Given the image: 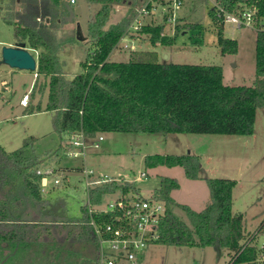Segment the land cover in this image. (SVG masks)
Instances as JSON below:
<instances>
[{"label": "trees", "instance_id": "obj_1", "mask_svg": "<svg viewBox=\"0 0 264 264\" xmlns=\"http://www.w3.org/2000/svg\"><path fill=\"white\" fill-rule=\"evenodd\" d=\"M86 1L90 5L100 4V8L88 23L90 45L82 62L84 70L68 78L60 52L84 39H79L77 29L63 35L60 30L76 20L75 4L70 0H0V19L14 26L18 46L39 51L36 73L46 79L42 87L48 89L45 108L39 103L26 111L53 112V129L65 136L62 142H68L71 134L79 131L91 140L107 132H254L256 112L264 109V31L257 32L254 84L227 85L221 65L161 62L155 50H132L128 61H111L109 56L119 47L139 0ZM216 4L232 13L256 7L258 16L264 17V0H217ZM116 6L129 11L119 22L109 24ZM216 8L214 5L210 13L221 25V52L234 53L238 50L237 40L224 37L225 22L217 16ZM202 27L178 24L174 36H167L164 25L156 24L145 26L142 32L152 44L168 46L187 28L201 31ZM34 141L30 136L11 152L0 144V264H97L99 249L87 202L79 216L48 210L49 199L42 191L41 181L53 164L52 160L43 163ZM70 148L61 145L54 155L68 156ZM144 163L147 168L181 166L188 178L201 177L200 156L192 153L149 154ZM206 182L210 201L196 211L177 203L172 196L180 187L178 180L161 177L160 186L153 193L166 205L158 243L213 247L218 256L227 253L231 257L229 264H254L256 248L249 246L243 250L254 234H246L244 214L233 211L237 181L209 177ZM117 190L139 191L135 182H104L91 188L92 202L101 203ZM175 207L183 209L189 223L175 214ZM263 230L264 219L257 233Z\"/></svg>", "mask_w": 264, "mask_h": 264}, {"label": "rangeland", "instance_id": "obj_2", "mask_svg": "<svg viewBox=\"0 0 264 264\" xmlns=\"http://www.w3.org/2000/svg\"><path fill=\"white\" fill-rule=\"evenodd\" d=\"M216 2L217 0H184L183 6L176 11L178 18H184L180 24H199L203 26V30L187 28L174 44L168 46L154 45L144 34L139 38L132 36L128 39L133 40L120 42L130 47H115L109 59L128 61L132 50H155L159 52L161 62L221 65L225 84L253 85L256 78L258 30L237 28L233 24L224 23V37L236 39L238 50L234 53H222L218 44L221 25L210 13ZM99 8L100 4L90 5L86 0H77L76 20L60 30L61 35L75 32L80 24L84 37L82 43L68 46L60 52V57L65 62V76L68 78L84 70L82 62L86 60L90 45L88 23ZM128 11L123 6H116L109 24L122 20ZM160 20L161 16L158 15L153 23H159ZM165 27L166 35L174 36L176 30L172 34V25L167 24ZM13 45H17L14 26L0 19V144L11 152L20 148L26 138L33 136L34 148L43 156V163L52 160L55 171L49 176V185L43 191L49 199V211L70 216L81 215L88 198L84 168L93 169L96 176L107 174L132 180L144 197L153 196L160 186L162 176L175 178L180 187L174 190V199L196 211L203 209L210 201L206 178H229L237 181L233 189V211L244 214L247 235L257 233L264 219V109L257 110L254 132L250 135L170 133L167 134V139H161L156 134L107 132L103 133L105 141L101 142V148L90 147L85 158L54 155L67 142H62L65 136L53 129V112L26 111L27 107L39 103L45 108L48 89L44 90L42 87L46 79L37 77L35 71L12 68L1 61L3 47ZM31 53L37 59L39 51L32 50ZM104 145L111 153L105 151ZM163 149H166V154L192 153L200 156L201 177L188 178L181 166L147 168L144 163L145 153L153 154L156 152L148 151ZM141 172H146L147 176L139 178ZM57 178L61 179L59 185L54 183ZM174 210L179 218L189 223L183 209L175 207ZM257 240L260 244L264 242V230L257 233ZM230 260L227 253L218 256L213 247L155 243L140 254L139 264H229Z\"/></svg>", "mask_w": 264, "mask_h": 264}, {"label": "built area", "instance_id": "obj_3", "mask_svg": "<svg viewBox=\"0 0 264 264\" xmlns=\"http://www.w3.org/2000/svg\"><path fill=\"white\" fill-rule=\"evenodd\" d=\"M75 4L77 0H70ZM184 0H139L134 6V18L120 42L132 36L139 38L144 34L143 28L147 25L167 24L172 25V34L182 22L176 11L183 6ZM217 16L224 22L233 24L237 28L249 27L264 31V17L258 16L256 7H249L237 13L227 12L214 4ZM162 12V14H159ZM161 16L159 23H153L157 16ZM149 19V21L147 20ZM166 28V27H165ZM164 29V34L166 35ZM118 44L120 47L129 48L128 44ZM104 141L103 133L91 140L79 131L71 134L67 146H71L68 156L72 158H85L90 147L98 149ZM48 174L42 178V191L49 185V176L54 173V168H49ZM62 170V169H61ZM62 172V171H61ZM63 171L62 174H64ZM94 170L84 168L85 185L87 188V210L93 227L99 249L97 264H139L140 254L150 245L158 243L161 239V221L166 213L165 202L151 197H144L139 192L131 190L124 192L117 190L109 194L101 203H93L90 195L91 188L104 182H134L121 177L110 175H94ZM57 173V172H56ZM146 172H141L139 178L146 177ZM60 178L54 183L59 185ZM256 248L254 264H264V242L259 243L257 233L246 241L243 250L247 247Z\"/></svg>", "mask_w": 264, "mask_h": 264}, {"label": "water", "instance_id": "obj_4", "mask_svg": "<svg viewBox=\"0 0 264 264\" xmlns=\"http://www.w3.org/2000/svg\"><path fill=\"white\" fill-rule=\"evenodd\" d=\"M77 34L79 39H84L80 24L77 25ZM167 57V55H166ZM3 63L8 64L12 68L25 70H37V60L34 55L24 46H4L2 49Z\"/></svg>", "mask_w": 264, "mask_h": 264}, {"label": "crops", "instance_id": "obj_5", "mask_svg": "<svg viewBox=\"0 0 264 264\" xmlns=\"http://www.w3.org/2000/svg\"><path fill=\"white\" fill-rule=\"evenodd\" d=\"M181 19H184V18H181ZM185 20H186V17H185ZM165 30H166V28H165ZM171 31H172V29H171ZM13 46H18V45H13ZM120 47V46H119ZM121 48V47H120ZM28 50L30 51V52H32V50L31 49H29L28 48ZM36 72V71H35ZM36 75H37V73H35ZM25 103V102H24ZM128 134H135V135H143V134H156V135H158V136H156L157 138H161L162 139V137L164 138V139H167V135H164V134H158V133H128ZM164 135V136H163ZM104 141H105V139H104ZM167 144V143H166ZM104 148H105V151H107L108 153L110 152L111 153V151H109L110 149H107V147H106V145H104L103 146ZM101 148V147H100ZM99 149V148H98ZM148 152H156V153H160V154H166V149H163L162 151L161 150H159V151H148ZM149 154H152V153H145V155H144V158H145V156L146 155H149ZM153 154H155V153H153ZM101 168V167H100ZM101 172V171H100ZM104 175H106V174H104ZM174 192V191H173ZM173 192H172V194H173ZM173 196V195H172Z\"/></svg>", "mask_w": 264, "mask_h": 264}]
</instances>
